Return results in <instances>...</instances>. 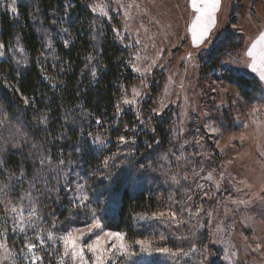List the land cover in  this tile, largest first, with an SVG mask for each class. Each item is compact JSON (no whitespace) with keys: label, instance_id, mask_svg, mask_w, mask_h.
<instances>
[{"label":"rangeland","instance_id":"1","mask_svg":"<svg viewBox=\"0 0 264 264\" xmlns=\"http://www.w3.org/2000/svg\"><path fill=\"white\" fill-rule=\"evenodd\" d=\"M90 5L99 14L119 17L118 37L130 46L131 68L140 76L122 105L137 112L142 126L150 115L144 111L150 100L151 113H168L173 119V146L155 164L136 162L133 155L131 158L129 139L123 138L119 145L125 146L116 149L100 177L111 186L121 172L132 173L131 178L136 179L148 169L154 178L146 184H151L159 200H166L156 211L138 216L136 232L140 235L129 236L125 230L103 223L100 213L108 205L109 196L100 206H93L91 196L99 189L92 188L79 165L75 167L76 161L69 160L73 168L65 169L60 176L58 167L62 164L49 167L52 157L46 155L44 174L36 167L33 178L26 171L17 176L25 181L18 197L12 192L16 183L0 176L3 208L10 226L23 235L35 233L29 241L34 245L38 236L50 240L51 233L54 249H60L69 264H81L78 258L65 255L62 237L69 232L80 237L78 243L84 247L87 264L94 258L87 245L106 232L121 233L126 251L113 250L112 245L120 241L104 237L101 243L110 249L105 258L108 264H134L139 252H164L160 250L168 247H162V241L189 226L205 230L207 236L205 241L194 238L188 242L190 251L186 254L191 259V247H200V256L193 258V264H264V80L259 71H253V56L248 55L264 34V0H221L215 26L203 43L193 42L191 29L197 13L192 0H93ZM228 30L230 40L238 44H224L217 66L203 64V58ZM16 52L23 54L19 46ZM4 54L0 40V59ZM12 55L18 56L14 51ZM254 56L260 69L264 66V42L257 44ZM226 69L255 78L257 86L249 94L242 93L222 77ZM6 111L0 106V151L13 149L23 154L27 149L33 160L39 146L29 135L32 130L21 116ZM93 138L100 144L106 139L100 134ZM117 155L122 158L115 160ZM64 185L81 214L67 223L57 217L48 199L61 194L59 189ZM115 194L112 190L110 195ZM96 221L101 227H95ZM172 256V264H176L177 257ZM13 257L11 245L0 233V264H17Z\"/></svg>","mask_w":264,"mask_h":264},{"label":"trees","instance_id":"2","mask_svg":"<svg viewBox=\"0 0 264 264\" xmlns=\"http://www.w3.org/2000/svg\"><path fill=\"white\" fill-rule=\"evenodd\" d=\"M92 1H2L0 40L5 54L0 59V106L8 115L23 118L32 130L29 135H33L39 150L33 160L27 155V149L23 154L13 149L0 151V176L16 183L12 192L18 197L25 181L17 176L26 171L31 178L35 177L36 167L43 171L44 156L52 157L49 167L62 164L58 167L60 176L65 169H71L73 163L69 160L76 161L75 167L79 165L92 188L99 189L91 196L93 206H100L103 198L109 196L108 205L100 213L103 223L135 236L140 235L136 232V218L156 211L166 200H159L151 184H146L154 178L153 174L146 169L142 176L132 179V173L121 172L111 186L100 175L116 155V149L125 146L119 145L121 138L129 139L127 143L133 149L130 155L136 162L155 164L173 146V119L168 113H151L150 100L144 106V111L150 115L142 126L137 112L122 105L127 91L140 76L131 68L130 46L118 37L119 17L97 13L90 5ZM230 39L228 30L203 58V64L217 66L224 44H238ZM18 46L23 54L16 52ZM13 51L17 58L12 55ZM222 77L237 85L244 94L251 93L257 86L255 78L232 69L224 70ZM152 90H155L154 85ZM99 134L106 138L101 144L98 137L93 140ZM178 148L182 150L180 146ZM66 159L68 161L64 163ZM59 190L61 194L48 196L57 217L67 223L81 216L79 206L76 207L65 192V185ZM100 190H104L102 198ZM112 190H116L113 196L110 195ZM47 191L51 194V189ZM1 195L0 191V233H4L13 249L14 262L33 264L35 256V264H69L62 251L54 249L51 239L43 236L42 242L37 239L33 251H28L27 245L36 234L26 232L23 235L14 231L4 213ZM204 231L197 226L179 229L171 239L162 241V247L170 248H165L168 251L139 252L134 264H172V255L177 257L176 264H193V258L200 256V247H191V259L186 254L190 248L188 242L194 238L205 241Z\"/></svg>","mask_w":264,"mask_h":264},{"label":"snow or ice","instance_id":"3","mask_svg":"<svg viewBox=\"0 0 264 264\" xmlns=\"http://www.w3.org/2000/svg\"><path fill=\"white\" fill-rule=\"evenodd\" d=\"M221 0H192V8L197 13L195 20L193 21L192 25V34H193V42L194 43H203V41L207 38L211 29L215 26L216 23V12L219 10ZM15 11V9H13ZM103 11V10H101ZM264 42V34H261L258 41L252 45V48L249 50L248 55L253 56V64L251 65L253 71L260 72V79L264 80V66L260 69L257 68L256 60H255V50L257 48V44ZM128 101H126L127 103ZM123 139V138H121ZM107 164V161H105ZM15 211V209H13ZM95 227H101L99 221L95 222ZM23 231V229H21ZM79 231V230H75ZM104 237L115 238L116 240L120 241V243L113 244L112 249L124 252L126 251V244L123 242V235L121 233H113V232H106L104 233ZM104 237L97 236L96 241L93 244L87 245V250L93 253V260L92 264H108L105 253L110 249H107L103 243H101ZM49 239H52V234L49 233ZM38 240L42 242L41 237H37ZM80 237L74 236L72 232H69L66 236L62 237L63 243L65 245V255H70L73 260L77 258L81 261V264H87L84 258V247L81 246L78 241ZM140 244H145L144 241H140ZM28 251L32 252L35 248L34 244L27 245ZM150 245L145 248V250H149ZM160 251H168L167 249H161ZM36 257L33 256V264H35Z\"/></svg>","mask_w":264,"mask_h":264}]
</instances>
